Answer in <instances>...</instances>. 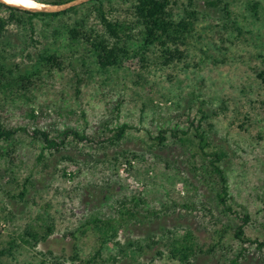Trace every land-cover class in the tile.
<instances>
[{
  "label": "rangeland",
  "instance_id": "rangeland-1",
  "mask_svg": "<svg viewBox=\"0 0 264 264\" xmlns=\"http://www.w3.org/2000/svg\"><path fill=\"white\" fill-rule=\"evenodd\" d=\"M122 1L91 0L57 18L20 14L21 22L10 21L0 38V62L16 75L43 69L41 58L50 54L64 63L27 95L6 99L0 92L1 120L30 131L11 143L0 140V264H88L101 246L94 217L120 218L118 204L133 197L142 202L128 208L140 213L117 222L116 241L141 251L123 257L108 243L97 264H180L171 243L185 233L198 247L193 264H229L241 253L240 264H264V252L235 237L248 215L245 237L264 241V81L258 76L264 0H225L228 6L219 8L200 3L181 58L166 61L160 47L144 52L136 42L130 60L104 71L83 46L70 44L68 30L82 24L103 33L95 6ZM123 7L116 15L125 18L130 5ZM10 14L0 9V17ZM123 124L129 126L125 138L111 145ZM37 125L65 149H44L31 133ZM161 130L167 131L162 147ZM203 131L208 152L227 154L221 163L229 184L226 208L199 150ZM47 225L53 233L42 240Z\"/></svg>",
  "mask_w": 264,
  "mask_h": 264
},
{
  "label": "trees",
  "instance_id": "trees-1",
  "mask_svg": "<svg viewBox=\"0 0 264 264\" xmlns=\"http://www.w3.org/2000/svg\"><path fill=\"white\" fill-rule=\"evenodd\" d=\"M35 1L49 5H62L73 0ZM101 1L94 0V2ZM109 2L112 3L111 0ZM200 3H204L211 8H219L222 4H225L224 7L228 6L225 0H186L184 2L182 0H123L119 4H122L120 7L110 6L107 9L104 5L95 6L94 11L103 28V33L95 30L89 31L81 24L80 27L75 26L68 30V39L70 44L83 46L89 55L93 57L100 69L104 71L115 67L118 68L125 61L130 60L132 44L136 42H141V48L144 52L151 50V48L160 47L166 61L167 59L169 61V58H174L175 55L181 58L184 53L180 50L181 47L186 46L189 43V39L193 38V31L199 15L197 6ZM126 4L130 5L129 10H126L129 15L125 18L116 15L118 12H121L124 8L123 6H126ZM181 6L183 7V14L178 15L176 11ZM1 8L9 10L11 14L9 19L0 17V38L4 36L10 21L21 22V19L18 17L20 14L27 15L30 19H39L57 18L67 13H78L79 11V8L76 6L61 12H31L0 2ZM41 59L44 63L43 69H39L33 74L20 75H16L4 63L0 62V92L4 95V98L7 99L17 94L27 95V93L37 89L41 82H44L45 76L50 79L54 76V71L64 70V63L58 54L42 56ZM258 76L264 81V71H261ZM80 84L81 82L79 81L76 88L78 94L80 93ZM31 117L37 119L34 115V110H31ZM128 129L129 126L127 124L117 127L113 139L110 140L111 145L119 144L125 138ZM166 132L165 130H161L160 135L156 137V140L159 141L157 145L160 147L164 146L167 141L165 136ZM25 133L30 134L29 129L21 126L10 128L0 118V140L11 143V140ZM31 133L35 139L42 143L44 149L52 152H61L65 149L64 141L58 142L54 138H51L50 134L38 125L32 128ZM70 133H73L81 141H86L89 144L92 143L90 138L81 136L77 132H65V135ZM197 135L199 139V150L209 161L210 173L214 176V181L218 188L217 197L220 203L226 208L230 193L228 178L221 167V163L227 157V154L223 151L208 152V149L211 147L208 134L203 131ZM132 155L138 158L137 155ZM126 163L130 164L128 158L126 159ZM141 202L135 197L130 199V202L128 200L127 202H120L116 208L120 218L108 217L107 214L102 212L94 217L92 220L93 230L100 236L101 246L88 261V264L100 263L102 252L108 243L115 242L114 245L118 248V254H121L123 257L128 254L135 255L136 251H141L135 244L124 247L120 242L116 241L118 237L117 222L126 223L129 219L130 221L134 218L136 219L137 214L140 213L139 211L128 208V204H133L135 208L139 207ZM249 220L250 217L248 215L244 216L243 224L235 231V237L243 243L255 244L256 251L262 254L264 252V241L250 240L245 237L244 228ZM46 231L41 237L42 240H46L53 233V227L47 225ZM171 246V255L178 259L180 264H193L192 256L198 247L190 233H185L181 237L174 236ZM199 252H203L202 249H199ZM240 257H243L242 253L236 258H233L229 264H240ZM109 261L117 263L118 255H112Z\"/></svg>",
  "mask_w": 264,
  "mask_h": 264
},
{
  "label": "water",
  "instance_id": "water-1",
  "mask_svg": "<svg viewBox=\"0 0 264 264\" xmlns=\"http://www.w3.org/2000/svg\"><path fill=\"white\" fill-rule=\"evenodd\" d=\"M89 1H91V0H73L69 3L62 4V5H49V4H47L48 6H45L42 8H26V7L6 3L5 0H0V2L6 3L7 5L14 6V7H17L19 9L27 10V11H31V12H61V11L68 10L72 7L80 6V5L87 3Z\"/></svg>",
  "mask_w": 264,
  "mask_h": 264
},
{
  "label": "clouds",
  "instance_id": "clouds-1",
  "mask_svg": "<svg viewBox=\"0 0 264 264\" xmlns=\"http://www.w3.org/2000/svg\"><path fill=\"white\" fill-rule=\"evenodd\" d=\"M9 4H24L32 8H36L38 5L35 3V0H5Z\"/></svg>",
  "mask_w": 264,
  "mask_h": 264
},
{
  "label": "bare ground",
  "instance_id": "bare-ground-1",
  "mask_svg": "<svg viewBox=\"0 0 264 264\" xmlns=\"http://www.w3.org/2000/svg\"><path fill=\"white\" fill-rule=\"evenodd\" d=\"M35 3L38 5L36 8H42V7L48 6L47 4L39 3L36 1H35ZM12 5L22 6V7H26V8H32V7H29V6L24 5V4H12Z\"/></svg>",
  "mask_w": 264,
  "mask_h": 264
}]
</instances>
